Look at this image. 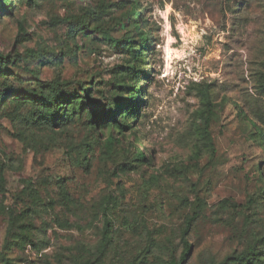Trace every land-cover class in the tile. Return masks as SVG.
Masks as SVG:
<instances>
[{"label":"rangeland","instance_id":"obj_1","mask_svg":"<svg viewBox=\"0 0 264 264\" xmlns=\"http://www.w3.org/2000/svg\"><path fill=\"white\" fill-rule=\"evenodd\" d=\"M126 1L14 0L0 18V264H173L193 217L184 264H264V0H137V21ZM130 65L149 75L139 114L90 126L88 107L112 103ZM57 77L73 119L43 132L32 100ZM205 89L214 150L198 159ZM85 152L90 168L74 164Z\"/></svg>","mask_w":264,"mask_h":264},{"label":"trees","instance_id":"obj_2","mask_svg":"<svg viewBox=\"0 0 264 264\" xmlns=\"http://www.w3.org/2000/svg\"><path fill=\"white\" fill-rule=\"evenodd\" d=\"M14 0H0V18L4 15H12L14 10L13 8ZM19 3L32 4L34 0H18ZM127 4L132 5V10L130 11L131 16L134 17L137 21L141 15V12H137V0L126 1L123 6ZM138 24V23H137ZM87 28L84 27V30ZM104 42L114 46L116 50H119L122 46L121 42L113 40L110 36L102 37ZM150 39L148 36L143 37L141 35V47L137 54L142 55L149 47ZM126 53L136 57V52L133 50L130 45L126 49ZM10 59L8 56H5L0 53V75H7L10 72ZM114 73L116 80L119 83L118 87H113L114 101L107 106L90 105L88 113V124L90 126H98L102 123L105 127L111 126H121L120 122L123 115L127 117L135 118L139 114L140 109V100L138 96L142 94L141 89H139V84L142 78H147L149 75L136 69V65L123 66L116 69ZM65 83L62 82L60 77H57L55 80L48 83H39V86L42 88L40 99L32 100L36 104V111L34 112V117L32 120V125L43 132H52L55 133L59 130L66 129L72 121V115H70L69 108L75 102L73 95L68 93L64 89ZM202 100L203 109L200 112V118L203 120L204 124L201 128L202 138L199 143L196 145L195 156L196 158L206 157L208 154H212L214 150V143L212 134L210 132V122L214 116V101L213 95L208 90H203L200 94ZM79 99V97H76ZM5 95L1 96L0 100H4ZM240 113L245 115V112L240 109ZM264 135V134H262ZM113 138L107 143L109 149L113 147ZM136 161L140 163H147V158L145 153L138 152L136 155ZM82 162L85 164V168H90L91 162L87 158V152H85L84 158L80 160L77 158L74 161V164L80 165ZM5 183L4 174H0V187ZM226 203V202H225ZM195 220V217L189 218L187 221V226L183 231V244L184 250L182 256L177 261L175 260L173 264H184L190 256L191 245L187 241V236L189 235L192 224ZM108 220L106 219V229L103 237V241L99 246L100 250H104L109 244L108 237ZM160 251V247L157 245H152L149 249L148 254L154 255ZM257 261V255L255 254H242L236 257L228 258L223 264H231V262H236L238 264H254Z\"/></svg>","mask_w":264,"mask_h":264}]
</instances>
